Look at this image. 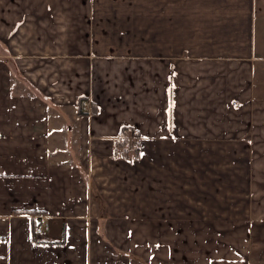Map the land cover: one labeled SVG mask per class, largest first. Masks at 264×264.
<instances>
[{"label": "crops", "instance_id": "1", "mask_svg": "<svg viewBox=\"0 0 264 264\" xmlns=\"http://www.w3.org/2000/svg\"><path fill=\"white\" fill-rule=\"evenodd\" d=\"M0 43V264H264V0H0Z\"/></svg>", "mask_w": 264, "mask_h": 264}, {"label": "rangeland", "instance_id": "2", "mask_svg": "<svg viewBox=\"0 0 264 264\" xmlns=\"http://www.w3.org/2000/svg\"><path fill=\"white\" fill-rule=\"evenodd\" d=\"M0 47H2V43H0ZM0 54L7 55L5 47L1 48ZM3 59L9 60L10 62L12 61L8 58ZM63 132L65 133L67 139L69 137V131L65 128V131ZM66 154L70 155L68 149H66ZM256 219L261 220L259 218ZM152 233V231L150 233L146 231L144 233L134 234L130 236V245L134 248H132L130 257L137 259L142 264H208V258H222L224 253H226V255H229L228 252H232V248L229 245H221L220 249H214V251H212L215 253L214 255H206V257L202 258L201 250L195 247V244L198 243L192 242L193 247L192 249H189L192 251L188 254V249H185L183 247L184 240H182L181 238L182 235L162 234L159 237H156V235ZM236 236H241L243 238L247 237V235L245 234ZM174 245L176 246L177 250H173L172 247ZM241 252L243 253L244 250L241 249ZM186 254L187 256L185 257L184 255ZM239 262L240 264H245L243 258H240ZM218 264L226 263L219 262Z\"/></svg>", "mask_w": 264, "mask_h": 264}, {"label": "trees", "instance_id": "3", "mask_svg": "<svg viewBox=\"0 0 264 264\" xmlns=\"http://www.w3.org/2000/svg\"><path fill=\"white\" fill-rule=\"evenodd\" d=\"M34 91V90H33ZM84 99H81L82 101ZM94 107V111H95ZM81 109V108H80ZM128 136L132 137V140L128 138ZM140 132L133 127H124L120 133V137H118L114 142V156L115 157H122L123 159H127L129 161L138 160L141 157V145H140ZM130 144V147H129ZM92 196L93 198L98 201L100 204V208L102 213H108V207L104 199H102L100 193L97 189H92ZM32 233H33V240L37 243H40L37 239V225L35 221L32 223Z\"/></svg>", "mask_w": 264, "mask_h": 264}, {"label": "built area", "instance_id": "4", "mask_svg": "<svg viewBox=\"0 0 264 264\" xmlns=\"http://www.w3.org/2000/svg\"><path fill=\"white\" fill-rule=\"evenodd\" d=\"M91 104L89 103V101L87 99H84L81 101V112H83L84 114L90 109ZM44 229L42 226H39L37 228V236H41L43 235Z\"/></svg>", "mask_w": 264, "mask_h": 264}]
</instances>
